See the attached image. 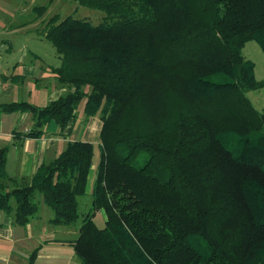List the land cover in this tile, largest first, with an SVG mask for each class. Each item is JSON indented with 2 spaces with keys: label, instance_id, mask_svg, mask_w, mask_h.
<instances>
[{
  "label": "trees",
  "instance_id": "trees-1",
  "mask_svg": "<svg viewBox=\"0 0 264 264\" xmlns=\"http://www.w3.org/2000/svg\"><path fill=\"white\" fill-rule=\"evenodd\" d=\"M75 1L101 19L55 13L42 30L67 90L0 110L30 111L34 137L71 127L80 104L100 116L91 208L71 241L81 264H264V109L246 93L264 79L242 53L248 40L264 51V0ZM6 155L0 209L15 224L41 201L52 225L76 222L91 141H67L30 179L8 175Z\"/></svg>",
  "mask_w": 264,
  "mask_h": 264
},
{
  "label": "crops",
  "instance_id": "crops-1",
  "mask_svg": "<svg viewBox=\"0 0 264 264\" xmlns=\"http://www.w3.org/2000/svg\"><path fill=\"white\" fill-rule=\"evenodd\" d=\"M18 31L19 27H13L9 34ZM19 36L27 38L28 32L23 31ZM0 44L9 50L6 54L0 50V103L25 100L44 105L67 90L66 84L58 82L52 70L53 66L59 64L58 60L47 63L42 60L39 50L26 46L18 52L12 41L4 37L0 39ZM82 117H78L81 123L84 122ZM99 121L92 116L82 130L74 128L73 124L60 130L56 123L50 121L44 126V133L34 137L24 134L32 125L30 111L0 110V146L7 147L5 168L8 175L30 179L37 166L57 156L67 141L79 137L89 141L98 140L102 123L101 119ZM97 123L96 130L94 127ZM93 178L92 164L84 192L90 198L88 210L91 208ZM102 213V210H96L94 217ZM51 215L50 208L41 201L37 215L26 224L18 225L0 209V264H27L29 254L36 246H40L36 263L40 258H47L50 261L48 264H73L76 254L71 241L78 235L80 221L76 220L70 225H52L49 221Z\"/></svg>",
  "mask_w": 264,
  "mask_h": 264
},
{
  "label": "rangeland",
  "instance_id": "rangeland-1",
  "mask_svg": "<svg viewBox=\"0 0 264 264\" xmlns=\"http://www.w3.org/2000/svg\"><path fill=\"white\" fill-rule=\"evenodd\" d=\"M57 13L60 17L72 14L74 16H86L94 23L99 21L102 16V11L99 9L90 8L85 5L79 4L75 0H0V39L7 38L12 41L14 48L23 49L25 46L31 49H37L40 51L42 60L47 63H56L59 60L58 54L52 43L43 35V27L45 21ZM13 27H19L20 32L9 34V30ZM27 31L28 37L21 38L19 35L21 32ZM17 35L18 37H16ZM0 50L6 54L9 52L0 44ZM14 52V51H12ZM17 52V54H18ZM242 53L245 57L250 58L255 63V76L257 79H264V51L255 40H248L243 48ZM16 57L18 55H15ZM247 96L253 102L258 109H264V85L259 88L248 90ZM77 118L74 121V128L82 130L83 125L86 126L88 120L95 116L96 121L100 123V116L98 114L86 117L81 109V104L78 108ZM83 116V117H82ZM78 117L84 118V122H80ZM79 121V122H78ZM51 123H55L51 121ZM98 128V123L94 127ZM81 139V137H79ZM94 145V157H93V172H95V163L99 154V130L98 140L91 141ZM142 161V160H141ZM91 169V168H90ZM78 201V218L80 221L84 213L88 210L90 204V198L86 193L80 194L77 197ZM102 216V217H101ZM96 214L94 220L99 226L104 224L105 215ZM58 228V227H55ZM63 228V227H60ZM76 261L73 264H81L79 258L75 255ZM50 261L47 258L38 259L35 264H48ZM62 264V263H61Z\"/></svg>",
  "mask_w": 264,
  "mask_h": 264
}]
</instances>
